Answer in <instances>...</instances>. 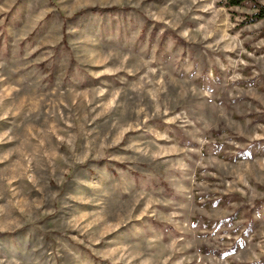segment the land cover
<instances>
[{"label": "rangeland", "instance_id": "1", "mask_svg": "<svg viewBox=\"0 0 264 264\" xmlns=\"http://www.w3.org/2000/svg\"><path fill=\"white\" fill-rule=\"evenodd\" d=\"M225 4L0 0V264H264V19Z\"/></svg>", "mask_w": 264, "mask_h": 264}, {"label": "trees", "instance_id": "2", "mask_svg": "<svg viewBox=\"0 0 264 264\" xmlns=\"http://www.w3.org/2000/svg\"><path fill=\"white\" fill-rule=\"evenodd\" d=\"M226 7L249 8L253 13L247 18L246 23L254 24L264 19V6L254 0H226Z\"/></svg>", "mask_w": 264, "mask_h": 264}]
</instances>
